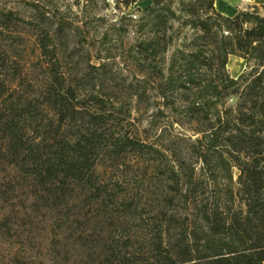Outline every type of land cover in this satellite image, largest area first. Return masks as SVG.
<instances>
[{"label":"trees","instance_id":"trees-1","mask_svg":"<svg viewBox=\"0 0 264 264\" xmlns=\"http://www.w3.org/2000/svg\"><path fill=\"white\" fill-rule=\"evenodd\" d=\"M71 1L77 33L93 16L105 24L103 11L123 16L96 38L122 46L137 106L154 93L149 126H167L154 143L132 137L130 110L81 99L59 64L27 87L0 49V245L18 248L8 264H264V6L227 18L217 0ZM231 58L245 64L236 80ZM130 157L160 184L146 219L100 172ZM140 222V238L119 232Z\"/></svg>","mask_w":264,"mask_h":264},{"label":"rangeland","instance_id":"rangeland-1","mask_svg":"<svg viewBox=\"0 0 264 264\" xmlns=\"http://www.w3.org/2000/svg\"><path fill=\"white\" fill-rule=\"evenodd\" d=\"M149 5L148 0L136 9L143 10ZM262 6L264 0H217L216 2L217 11L225 15ZM116 14L113 9L100 13L99 15L106 17L105 24L98 23L93 16L89 29L80 34L75 32L77 27H80L76 24L79 11L73 7L71 0H0V49L23 72L27 87L39 89L43 76H47L52 65L59 64V73L65 85L79 89L81 99L88 101L89 96L98 93L104 103L122 105L131 111V121L124 126L125 132L142 141L154 143L158 141L160 131L167 126L165 122L158 120L155 122V128L149 126L150 117L161 102L154 93H150L145 102L149 105L137 106L138 99L135 95L138 93L140 78L130 69L125 50L119 43L103 45L96 38V35L110 25L120 24L117 18L123 16ZM7 19L11 20L7 22ZM61 25L66 27L64 34L59 32ZM45 39L49 46L45 53L46 57L40 52L41 41ZM98 59L101 62H98ZM229 62L230 76L237 79L245 70V64L233 58ZM99 68L101 69L97 70ZM85 78L87 80L80 85L79 83ZM230 103L234 105L236 101ZM171 138L172 131L168 130L166 142ZM109 167L103 166L100 172L107 179L122 186L125 195L135 204L138 214L142 215L143 219L156 211L161 200V188L153 171L146 164L130 157L125 167L116 169ZM237 177L238 174H235V181ZM141 226V222L139 225L131 224L130 227L136 228L119 232L124 231V235L131 234L130 237L140 238ZM42 236L43 234L40 237L37 235L35 242L37 250L34 254L37 257L40 255L37 254L39 246L46 245ZM140 241L144 240L140 239ZM17 249L1 244L0 262L8 264L17 253ZM80 259L83 258L71 259V264H83ZM41 260L43 259H36V263H40Z\"/></svg>","mask_w":264,"mask_h":264},{"label":"crops","instance_id":"crops-1","mask_svg":"<svg viewBox=\"0 0 264 264\" xmlns=\"http://www.w3.org/2000/svg\"><path fill=\"white\" fill-rule=\"evenodd\" d=\"M217 2V1H216ZM220 13V12H219ZM220 14H222L223 16H225V17H227V18H234L237 14H238V12H235L234 14H232V15H225V14H223V13H220ZM232 59V58H231ZM240 76V75H239ZM238 76V77H239ZM236 80V79H235Z\"/></svg>","mask_w":264,"mask_h":264},{"label":"bare ground","instance_id":"bare-ground-1","mask_svg":"<svg viewBox=\"0 0 264 264\" xmlns=\"http://www.w3.org/2000/svg\"><path fill=\"white\" fill-rule=\"evenodd\" d=\"M240 62H242V61H240ZM244 65V64H243ZM230 66H231V64H230V62H229V65H228V70H230Z\"/></svg>","mask_w":264,"mask_h":264}]
</instances>
